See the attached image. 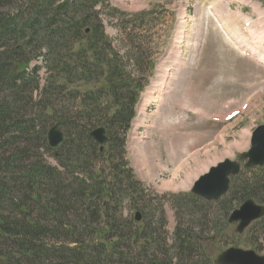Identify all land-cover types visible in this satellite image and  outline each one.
Segmentation results:
<instances>
[{
	"label": "trees",
	"instance_id": "16d2710c",
	"mask_svg": "<svg viewBox=\"0 0 264 264\" xmlns=\"http://www.w3.org/2000/svg\"><path fill=\"white\" fill-rule=\"evenodd\" d=\"M13 2L19 5L6 10ZM105 12L111 19L102 17ZM102 18L121 34L145 20L128 17L109 0H0V261L215 264L208 244L228 237L227 218L238 202H264V173L254 183L241 176L218 203L172 196L178 219L170 234L156 197L150 208L133 206L148 194L126 151L145 83L126 71ZM143 46L135 56L125 49L123 55L144 75L153 63L146 66ZM40 60L50 75L42 88V66L31 67ZM79 84L92 88L81 96ZM75 102L73 113L65 112ZM55 125L65 134L57 149L48 142ZM99 127L109 137L103 150L91 137ZM47 157L59 164L52 166ZM99 162L108 164L111 183L97 171ZM127 205L141 214L140 222L125 216Z\"/></svg>",
	"mask_w": 264,
	"mask_h": 264
},
{
	"label": "rangeland",
	"instance_id": "374dc122",
	"mask_svg": "<svg viewBox=\"0 0 264 264\" xmlns=\"http://www.w3.org/2000/svg\"><path fill=\"white\" fill-rule=\"evenodd\" d=\"M109 3L128 17L142 15L145 19L141 26H133L126 34H121L105 18L102 24L108 43L123 56L128 74L145 84L147 81L128 135V157L136 179L148 194L133 206L141 203L150 208L156 197L170 234L178 219L171 197L190 191L193 182L210 167L225 159L238 161L240 154L250 149L252 133L264 125V64L258 63L257 57L242 54L236 45L255 49L257 55L264 57V0H109ZM16 5L19 3L13 2L6 10ZM105 16L111 19L107 12L102 17ZM187 28H190L187 37L181 38ZM259 31L262 32L258 34ZM142 44L146 66L155 61L152 72L146 70L144 75L138 72L135 60L126 62L123 55L125 49L135 56ZM38 66H42L38 75L42 88L50 75L43 68L44 62L40 60ZM78 88L83 96L92 86L79 84ZM78 99L80 103L81 98ZM74 105L70 104L65 112L72 114L76 102ZM234 110H240L241 115L229 120ZM47 158L52 166L59 164ZM99 163L97 171H103L111 183L108 164ZM242 171L245 180L255 182L264 173ZM61 173L59 165L58 175ZM236 208L238 203L232 210ZM124 214L134 217L128 205ZM145 222H149L148 215ZM262 226L264 220L238 234L236 225H229L224 242L208 244L210 256L216 260L226 243L264 255ZM167 238L169 245L172 237ZM85 240L90 237L86 235ZM2 254L5 255V250ZM1 259L0 264H4Z\"/></svg>",
	"mask_w": 264,
	"mask_h": 264
},
{
	"label": "water",
	"instance_id": "95a60500",
	"mask_svg": "<svg viewBox=\"0 0 264 264\" xmlns=\"http://www.w3.org/2000/svg\"><path fill=\"white\" fill-rule=\"evenodd\" d=\"M91 136L96 143L104 145L108 142L105 129H97ZM52 148H58L64 142V133L59 126H54L48 135ZM242 159H248L247 168L264 166V127H260L254 133L252 148L249 153L243 154ZM239 172L236 163L225 161L210 169V172L198 181L193 193L209 201L219 200L229 190L230 177ZM264 217V207L257 206L248 201L240 210L235 211L230 217V223L240 221L237 231L242 233L252 222ZM140 220V216L137 217ZM217 264H264V256H258L254 251L245 252L232 248L222 253Z\"/></svg>",
	"mask_w": 264,
	"mask_h": 264
},
{
	"label": "bare ground",
	"instance_id": "6f19581e",
	"mask_svg": "<svg viewBox=\"0 0 264 264\" xmlns=\"http://www.w3.org/2000/svg\"><path fill=\"white\" fill-rule=\"evenodd\" d=\"M221 3V2H220ZM217 6V5H216ZM204 13V12H203ZM224 13V12H223ZM219 14V13H218ZM225 15V14H224ZM235 21V20H234ZM232 23V22H231ZM188 25V24H187ZM188 27V26H187ZM231 27V26H230ZM189 29L190 28H187L186 29V31H183V33H182V36H181V38H186L187 37V35H188V32H189ZM252 30V29H251ZM234 33V32H233ZM256 40V39H255ZM255 42H257V41H255ZM228 44V43H227ZM244 44V43H243ZM264 45V44H263ZM259 49V48H258ZM180 56L182 55V53L181 54H179ZM175 65V64H174ZM150 97H148V99H149ZM157 99H158V97H157ZM159 100V99H158ZM157 100V101H158ZM181 100V99H180ZM179 101V100H178ZM159 104V103H158ZM157 104V105H158ZM252 104V103H251ZM179 108V107H178ZM205 115V114H204ZM174 116V115H173ZM198 118V117H197ZM219 121V120H218ZM174 128V127H173ZM160 130V129H159ZM247 133V132H246ZM248 135V134H247ZM242 137V136H241ZM243 139V143L245 142V139H244V137L242 138ZM175 144V143H174ZM180 144V143H179ZM240 146H241V144H240ZM243 148V147H242ZM188 156V155H187ZM180 159V158H179ZM180 161V160H179ZM178 163V162H177ZM185 163V162H184ZM186 166V165H185ZM197 171V170H196ZM201 171V170H200ZM198 174V173H197ZM192 176V175H191ZM198 177V176H197ZM187 183H188V181H187Z\"/></svg>",
	"mask_w": 264,
	"mask_h": 264
}]
</instances>
